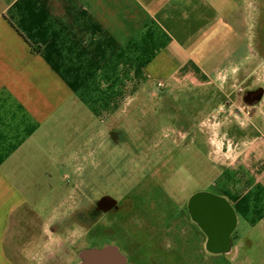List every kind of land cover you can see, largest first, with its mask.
I'll return each mask as SVG.
<instances>
[{
	"label": "crops",
	"instance_id": "obj_1",
	"mask_svg": "<svg viewBox=\"0 0 264 264\" xmlns=\"http://www.w3.org/2000/svg\"><path fill=\"white\" fill-rule=\"evenodd\" d=\"M259 6L0 0V264H37L43 226L50 230L73 207L66 178L74 157L101 141L106 126L129 120L132 108L173 92L184 105L193 99L194 146L198 136L208 148L193 158L209 163V181L196 190L216 189L235 219L231 241L210 247L226 264H264Z\"/></svg>",
	"mask_w": 264,
	"mask_h": 264
},
{
	"label": "flooded vegetation",
	"instance_id": "obj_2",
	"mask_svg": "<svg viewBox=\"0 0 264 264\" xmlns=\"http://www.w3.org/2000/svg\"><path fill=\"white\" fill-rule=\"evenodd\" d=\"M167 97L158 105L132 108L129 120L104 128L100 151L89 158L93 166L91 158L98 161V168H89L88 161L82 175L87 193L52 225L60 234L73 227L83 231L84 246L62 252L70 259L66 264L79 262L82 250L106 246L118 248L129 264H208L210 259L226 264L227 258L210 246L218 238L223 244L231 241V210L224 201L192 200L196 193L215 196L209 190L193 191L181 200L182 186L172 185L177 174L173 158L194 147L197 106L192 98L184 105ZM185 216L191 231L182 226ZM216 225V236L203 230Z\"/></svg>",
	"mask_w": 264,
	"mask_h": 264
},
{
	"label": "rangeland",
	"instance_id": "obj_3",
	"mask_svg": "<svg viewBox=\"0 0 264 264\" xmlns=\"http://www.w3.org/2000/svg\"><path fill=\"white\" fill-rule=\"evenodd\" d=\"M259 9H260V14L263 13L264 10V0H259ZM257 14V11H256ZM261 16V15H260ZM259 18V17H258ZM259 19H262L259 18ZM170 93H168V96H174V98H178L181 99V101H184L183 96L180 97V94L177 92H173L169 95ZM172 96V97H173ZM164 98H168L164 95ZM143 99V98H142ZM211 98H207V100H209ZM145 104L144 105H148V106H152L153 104H158L159 101L160 103L162 102L161 99L154 97V98H149L148 100H145ZM107 130V128H105ZM100 139L94 141L93 143H89L88 145V149L85 147L83 151V156H84V152L88 153L89 156H86L83 159V156H81L79 158H75L72 161V169L68 170L67 174L68 177L66 178V183L68 185H70L71 189H72V195L74 198L73 201V207L68 209L66 214H69L72 210H74L76 208V206L79 204V201L82 198V194L87 193L84 188L85 185H87L88 183L84 182L82 175L83 172L85 171L86 168V164L89 161L88 165L89 168H91V166L93 168H98L97 167V160H94L91 158V160H93L94 166L90 164V157H93L97 152L100 151L99 149V144L101 141H99ZM106 143H107V139H106ZM196 146H192V148L189 149H185L184 152H179L174 158H173V162H175V168H176V176L173 177V181H172V185L173 187L176 189V186H182L183 188V197L185 198V200L187 199L189 193H191L192 191H195L196 189H198V187H204L207 185L208 181H209V173H208V168H209V163L203 162V160H201V162H197L195 163V165H193V158H194V154H197V151L201 150L202 154L204 156L208 155V148L207 146H205L204 144V139L200 137V139L197 136L196 139ZM107 152H112V151H107ZM116 155V154H115ZM89 159V160H88ZM113 163H115V166L113 169H115L116 172V161H112V165ZM195 166V167H194ZM195 170H194V169ZM213 190V193L216 194L214 191H216V189L211 188ZM182 190V189H181ZM211 190V191H212ZM90 193V192H89ZM218 195V194H216ZM180 200V201H181ZM43 214V213H42ZM45 216V214H43ZM43 216V217H44ZM182 226H184V228L186 230H190L191 231V227L189 224V221L187 219V217L185 216L182 219ZM48 226H43V228L47 229V233L42 234L40 237V243L42 244V247L40 248V255L39 257H41V259L37 262V264H46L47 261H51L52 264L54 263H63V261H65L64 264L67 263V261L69 259L68 256H64L61 255L62 252H64L65 248L66 249H70L72 247H74L75 249H80L84 246V244L82 243V236H83V231L79 228V227H73V230H71L72 232H69L68 234H60L57 233L56 235H53L52 232V226H51V231L48 229ZM28 242H26L24 244V246L22 247L21 244L22 242L18 244V247H22L25 248V253H34L37 252L34 250L33 246L29 247V244L27 245ZM37 243V244H38ZM45 247V248H44ZM47 249V250H45ZM38 253V252H37ZM62 256V257H61ZM64 256V257H63ZM33 256H30L29 258L31 259ZM203 259V256H201ZM205 257V256H204ZM16 260H24L27 262V258L26 257H19V258H15ZM206 263L208 264H221L222 261H216L215 259H210L207 260Z\"/></svg>",
	"mask_w": 264,
	"mask_h": 264
},
{
	"label": "water",
	"instance_id": "obj_4",
	"mask_svg": "<svg viewBox=\"0 0 264 264\" xmlns=\"http://www.w3.org/2000/svg\"><path fill=\"white\" fill-rule=\"evenodd\" d=\"M194 201L197 202H208V204H211L213 201L219 202V201H224V198L214 196V195H209L206 193H196L192 197ZM230 219L231 223L229 224L230 226V231H228V236L231 237L233 232L235 231V226H234V217L233 213H230ZM207 229H203L204 232L209 234L211 232H214V235L216 236L218 229L220 228L218 225L215 227L211 226V228L206 227ZM214 236V237H215ZM219 240V238H218ZM222 244L220 242H216L214 244L218 245ZM213 244V245H214ZM79 262L75 264H129L127 258L119 251L118 248L114 246H106L104 248H89L82 250L79 253Z\"/></svg>",
	"mask_w": 264,
	"mask_h": 264
},
{
	"label": "built area",
	"instance_id": "obj_5",
	"mask_svg": "<svg viewBox=\"0 0 264 264\" xmlns=\"http://www.w3.org/2000/svg\"><path fill=\"white\" fill-rule=\"evenodd\" d=\"M162 86V85H161Z\"/></svg>",
	"mask_w": 264,
	"mask_h": 264
}]
</instances>
